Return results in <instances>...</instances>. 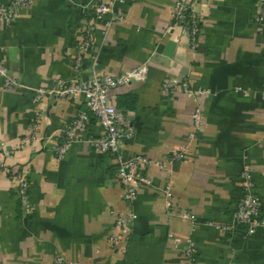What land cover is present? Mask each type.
I'll use <instances>...</instances> for the list:
<instances>
[{
	"label": "crops",
	"instance_id": "0c3cea01",
	"mask_svg": "<svg viewBox=\"0 0 264 264\" xmlns=\"http://www.w3.org/2000/svg\"><path fill=\"white\" fill-rule=\"evenodd\" d=\"M91 2L37 0L0 31V61L27 88L6 90L0 77V159L6 165L0 168V264H57L60 255L74 264H185L189 238L197 245L196 264H264V228L245 237L242 228L228 233L209 225L231 222L244 165L264 203V23L257 21V0H201L196 9L205 22L198 49L176 47L172 57L167 47L173 37L165 34L176 0H127L124 22L107 34L99 26L100 72L147 69L144 81L112 92L136 129L124 142V157L159 161L186 149L168 170L145 171L149 183L138 189L132 207L123 200L117 156L90 144L103 133L96 120L62 160L55 155L66 123L86 108L84 100H35L34 90L76 78L73 57ZM91 65L89 55L81 79L91 77ZM171 77L208 91L199 98L204 124L194 139L195 102L184 93H161ZM39 115L44 140L12 154ZM27 164L31 215L21 209L13 177L16 166ZM169 181L176 210L194 215L195 225L169 213L163 194ZM130 209L137 215L131 239L113 250L116 215Z\"/></svg>",
	"mask_w": 264,
	"mask_h": 264
},
{
	"label": "built area",
	"instance_id": "2783aa9c",
	"mask_svg": "<svg viewBox=\"0 0 264 264\" xmlns=\"http://www.w3.org/2000/svg\"><path fill=\"white\" fill-rule=\"evenodd\" d=\"M37 0H6L0 2V31L12 27L19 16L27 9L31 8ZM127 0H92L86 6L89 17L85 20L82 30V38L79 43L78 53L73 57V64L77 71V76L71 80L54 81L47 88L34 90L35 100L38 102L54 99L56 101H74L82 98L85 109L79 110L71 121L66 123L63 134L55 147L57 159L62 160L72 149L75 143L83 140V135L90 128L93 120L103 130L100 137L90 141V144L101 153H110L117 156L119 166L116 171L119 184L123 190V200L130 205H134L138 198V189L148 184L149 180L145 176V171L153 166L162 170H168L169 166L175 162H180L185 158V147H180L167 154L159 161L152 160L146 156H136L125 158L122 153L124 142L131 140L136 135V129L126 113L115 106L112 101V92L119 87L132 83L144 81L147 69L139 67L127 71L119 76H112L98 70V34L99 26L102 33L107 34L109 29L115 24L122 23L126 15L122 12L121 6ZM201 0H176L172 11V22L165 36L173 37L176 47L189 46L193 51L198 49V41L202 26L205 22L204 15L196 9ZM257 21L264 23V0L256 2ZM1 50V48H0ZM92 56V75L88 80L79 76L87 56ZM0 77L3 80V87L6 90L25 91L18 79L11 75L6 65L0 61ZM164 96H174L177 93L188 95L195 102L193 114L194 131L189 135V139H194L196 134L202 129L204 115L200 97L208 93L191 87L187 80H180L171 77L164 81L161 87ZM42 116L34 119L31 126L29 138H22L14 144L12 154L25 145L44 140L41 134ZM0 168L6 169L4 160L0 159ZM30 166L19 165L15 167L14 181L16 182V192L24 215H31L34 205L31 200L30 188ZM241 194L236 203L235 211L231 222L226 225L209 223L217 229L232 233L236 228H242L244 236L253 235L257 229L264 228V203L262 199L253 191L254 183L252 171L248 165H244L240 172ZM166 199V206L171 215H177L184 220L191 221L194 225L196 217L186 211L176 210L173 203L172 182L169 181L163 190ZM137 215L134 210L117 213L115 221V231L109 238L110 246L113 250H119L121 245L128 244L133 230V225ZM180 242V239H175ZM126 249L122 248V252ZM197 245L189 238L185 242L183 249V260L185 264H196ZM57 264H74L60 255ZM229 264V263H226Z\"/></svg>",
	"mask_w": 264,
	"mask_h": 264
},
{
	"label": "water",
	"instance_id": "95a60500",
	"mask_svg": "<svg viewBox=\"0 0 264 264\" xmlns=\"http://www.w3.org/2000/svg\"><path fill=\"white\" fill-rule=\"evenodd\" d=\"M168 53H167V55L169 56V57H172L173 56V54H174V51H175V48H176V45H175V43L174 42H170L169 44H168Z\"/></svg>",
	"mask_w": 264,
	"mask_h": 264
}]
</instances>
